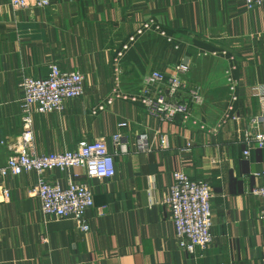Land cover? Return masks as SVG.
Masks as SVG:
<instances>
[{
	"label": "crops",
	"instance_id": "0c3cea01",
	"mask_svg": "<svg viewBox=\"0 0 264 264\" xmlns=\"http://www.w3.org/2000/svg\"><path fill=\"white\" fill-rule=\"evenodd\" d=\"M147 18L171 40L153 30L137 35L119 60L118 90L127 99L107 104L114 95V51ZM182 60L190 69L177 99L196 124L178 115L152 118L140 101L129 99L141 96L146 74H169ZM51 62L80 70L85 93L67 100L62 113H33L34 150L109 141L127 118L130 125L120 130L126 151L114 156L111 178L88 179L77 167L45 173L63 184L75 175L90 185L87 232L70 218L39 212V199L28 192L35 173L0 176V264H262V200L247 189L261 183L255 173L264 166V148L244 157L242 138L245 131H264V3L247 9L238 0H50L15 10L0 0V165L21 131V78L45 76ZM227 76L237 82L235 99ZM99 104L105 110L92 115ZM216 126L214 135L208 132ZM140 134L154 137L152 151L137 149ZM174 170L210 181L213 240L205 250L188 253L175 242L163 203Z\"/></svg>",
	"mask_w": 264,
	"mask_h": 264
},
{
	"label": "built area",
	"instance_id": "2783aa9c",
	"mask_svg": "<svg viewBox=\"0 0 264 264\" xmlns=\"http://www.w3.org/2000/svg\"><path fill=\"white\" fill-rule=\"evenodd\" d=\"M245 4L247 9H252L264 3V0H238ZM15 10L45 7L50 0H7ZM156 31L167 40L171 38L166 34L164 27L154 18L142 21L128 35L114 51L113 62V96L107 99L111 104L113 98L127 99L118 90L120 82L119 60L136 40L137 35L146 31ZM190 69V61L182 60L174 64L171 73L165 74L159 70H152L142 79L141 96L137 99L131 96V101H140L146 112L155 119L173 120L180 116L183 122L190 121L196 124L191 116L188 105L179 99L177 94L186 88L183 76ZM227 85L232 99L237 82L227 76ZM22 97L20 100L21 131L17 138L10 141V153L3 165H0V176L8 174L19 175L21 173H35L37 175L28 192L37 196L40 202L39 212L43 216L53 218H70L76 228L83 232L90 230L87 217L88 210L93 207V192L85 180H80L74 175L63 184L57 179H48L45 173L56 168L66 169L70 167L83 168L86 178L107 179L115 174L114 156L117 152L126 151L121 128H127L130 120L125 118L117 122V131L107 141L105 138H96L85 142L75 149H67L58 152L37 153L34 150L33 113H62L66 107V101L79 98L85 93L84 75L78 69H66L56 62L48 64L47 73L43 77L22 76L20 81ZM195 102L200 101L196 92H191ZM105 110L104 105H97L91 109V114ZM228 114H226V117ZM237 118L236 116H233ZM204 128V126H200ZM218 126L208 129L213 135ZM156 134V132H155ZM154 137L149 140L146 134H140L137 138V149L141 152H150L154 148ZM165 142L163 136L159 137L162 146ZM242 143V154L247 157L251 148H264V131H245ZM113 144V147H111ZM192 142H186V149H190ZM261 179V183L247 192L258 196L262 200L261 217L264 218V166L260 172L255 173ZM208 178H191L182 170H174L169 193L164 198L169 217L174 225V239L177 245L194 253L196 247L205 250L213 240L212 227V203L211 186ZM3 195L8 196V190H3ZM264 264V259L262 260Z\"/></svg>",
	"mask_w": 264,
	"mask_h": 264
}]
</instances>
